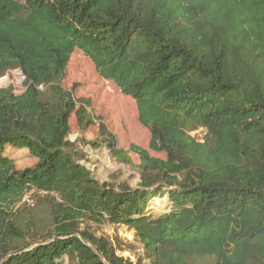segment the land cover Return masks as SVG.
<instances>
[{
  "label": "trees",
  "instance_id": "trees-1",
  "mask_svg": "<svg viewBox=\"0 0 264 264\" xmlns=\"http://www.w3.org/2000/svg\"><path fill=\"white\" fill-rule=\"evenodd\" d=\"M77 50L136 102L147 148H121L64 85ZM14 70L26 80L0 88V264H135L85 223L131 229L151 264H264V0H0V78ZM73 117L98 128L84 145L138 169L137 187L81 164ZM8 146L38 163L19 170ZM165 196L172 210L151 214Z\"/></svg>",
  "mask_w": 264,
  "mask_h": 264
},
{
  "label": "rangeland",
  "instance_id": "rangeland-1",
  "mask_svg": "<svg viewBox=\"0 0 264 264\" xmlns=\"http://www.w3.org/2000/svg\"><path fill=\"white\" fill-rule=\"evenodd\" d=\"M77 84L75 91L76 98L87 97L93 101L92 113L98 118L101 117L118 138L121 148L129 149L131 145H140L147 148L150 141V134L139 122L136 102L124 96L114 82L101 78L92 62L81 51L77 50L70 62L64 85L71 89ZM12 87L16 94L24 92L23 82L17 74H8V78L0 79V88ZM71 134L68 138L71 142H77V152L84 156L81 164L85 165L92 175L101 182H110L116 185L126 183L135 188L140 182V173L136 167L120 163L111 155L107 146L94 148L84 145L82 141H90L97 138L98 128L93 126L85 133L81 132L75 117L71 120ZM205 130L201 129L192 136L199 141H203ZM153 156L164 158V154L151 152ZM6 157L13 158L19 170L31 168L38 163L27 150H21L14 146L6 148ZM135 165H139V158L133 154ZM31 207L36 206L37 196L31 192L27 196ZM172 205L168 201V196L162 199H155L150 203L149 211L153 215L170 212ZM82 228L90 230L97 237H105L110 240L118 255L125 259H130L135 264H151L144 257V250L136 240L135 233L123 225H112L106 223L95 225L85 223ZM202 264H207L204 261Z\"/></svg>",
  "mask_w": 264,
  "mask_h": 264
},
{
  "label": "built area",
  "instance_id": "built-area-1",
  "mask_svg": "<svg viewBox=\"0 0 264 264\" xmlns=\"http://www.w3.org/2000/svg\"><path fill=\"white\" fill-rule=\"evenodd\" d=\"M14 74V75H18V76H20L21 77V80H22V82H24L25 80H26V77H25V75L20 71V70H14V71H11V72H9V73H7L6 75H4L3 77L5 78V79H7L8 78V74ZM3 77H1V78H3ZM0 78V79H1Z\"/></svg>",
  "mask_w": 264,
  "mask_h": 264
}]
</instances>
